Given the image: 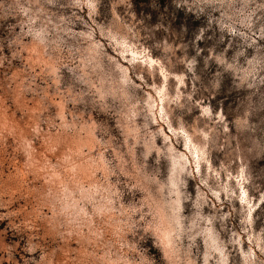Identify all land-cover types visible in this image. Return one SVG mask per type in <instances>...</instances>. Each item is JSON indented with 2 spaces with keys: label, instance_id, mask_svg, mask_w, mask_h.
Returning <instances> with one entry per match:
<instances>
[{
  "label": "clouds",
  "instance_id": "obj_1",
  "mask_svg": "<svg viewBox=\"0 0 264 264\" xmlns=\"http://www.w3.org/2000/svg\"><path fill=\"white\" fill-rule=\"evenodd\" d=\"M0 264H264V0H0Z\"/></svg>",
  "mask_w": 264,
  "mask_h": 264
}]
</instances>
